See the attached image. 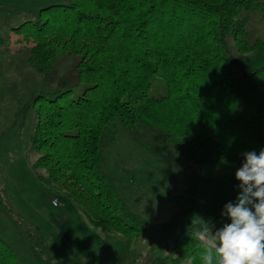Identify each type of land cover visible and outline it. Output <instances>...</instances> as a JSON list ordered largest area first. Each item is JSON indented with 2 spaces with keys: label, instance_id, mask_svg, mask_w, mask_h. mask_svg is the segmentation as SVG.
I'll return each mask as SVG.
<instances>
[{
  "label": "trees",
  "instance_id": "trees-1",
  "mask_svg": "<svg viewBox=\"0 0 264 264\" xmlns=\"http://www.w3.org/2000/svg\"><path fill=\"white\" fill-rule=\"evenodd\" d=\"M255 10L264 25V0H70L40 8L35 20L16 27L32 41L27 61L43 76L61 52L74 56L54 91L33 102L32 167L45 169L39 178L75 203L89 224L121 235L112 264H129L133 242L152 230L102 171L116 119L148 153L168 148L197 165L240 166L242 152L262 149L254 120L237 107L239 63L226 46L231 35L237 51L264 52V40L246 39ZM250 71L264 88V65ZM238 193L231 190L230 200ZM218 220V228L230 222L221 212L207 219ZM160 227L174 234L175 263L192 256L199 264L192 225L177 216ZM0 264H19L2 238Z\"/></svg>",
  "mask_w": 264,
  "mask_h": 264
},
{
  "label": "rangeland",
  "instance_id": "rangeland-1",
  "mask_svg": "<svg viewBox=\"0 0 264 264\" xmlns=\"http://www.w3.org/2000/svg\"><path fill=\"white\" fill-rule=\"evenodd\" d=\"M69 2L0 0V238L19 264H112L121 248L120 234L91 226L75 203L39 178L47 171L32 167L38 156L31 142L37 122L33 102L41 92L54 91L57 80L73 67L74 56L61 52L53 70L43 76L27 61L32 41L16 27L35 20L46 5ZM248 15L246 39L264 40L260 13ZM226 46L239 63L237 107L254 120L264 149V88L256 87L250 74L264 65V52L237 51L231 35ZM79 93L80 87L75 89V95ZM115 123V139L103 148L102 171L116 180L138 220L152 227L133 242L129 264H187L174 262L176 254L169 251L174 234H165L160 224L179 216L191 225L198 216L207 220L222 212L239 183V166L197 165L168 148L148 153L119 119ZM211 223L218 228L222 222Z\"/></svg>",
  "mask_w": 264,
  "mask_h": 264
},
{
  "label": "clouds",
  "instance_id": "clouds-1",
  "mask_svg": "<svg viewBox=\"0 0 264 264\" xmlns=\"http://www.w3.org/2000/svg\"><path fill=\"white\" fill-rule=\"evenodd\" d=\"M241 156L235 171L239 193L221 212L230 222L216 228L200 216L192 220L188 234L198 242L199 264H264V149ZM187 264L196 258L188 256Z\"/></svg>",
  "mask_w": 264,
  "mask_h": 264
},
{
  "label": "built area",
  "instance_id": "built-area-1",
  "mask_svg": "<svg viewBox=\"0 0 264 264\" xmlns=\"http://www.w3.org/2000/svg\"><path fill=\"white\" fill-rule=\"evenodd\" d=\"M52 204H53L54 206H56V205H58V201H57L56 199H54V200H52Z\"/></svg>",
  "mask_w": 264,
  "mask_h": 264
},
{
  "label": "crops",
  "instance_id": "crops-1",
  "mask_svg": "<svg viewBox=\"0 0 264 264\" xmlns=\"http://www.w3.org/2000/svg\"><path fill=\"white\" fill-rule=\"evenodd\" d=\"M91 225V224H90ZM92 226V225H91Z\"/></svg>",
  "mask_w": 264,
  "mask_h": 264
}]
</instances>
